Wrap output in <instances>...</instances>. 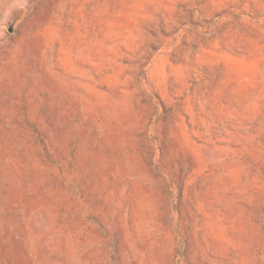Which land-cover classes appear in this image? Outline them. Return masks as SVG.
Segmentation results:
<instances>
[{"label": "rangeland", "instance_id": "obj_1", "mask_svg": "<svg viewBox=\"0 0 264 264\" xmlns=\"http://www.w3.org/2000/svg\"><path fill=\"white\" fill-rule=\"evenodd\" d=\"M0 264H264V0H0Z\"/></svg>", "mask_w": 264, "mask_h": 264}]
</instances>
